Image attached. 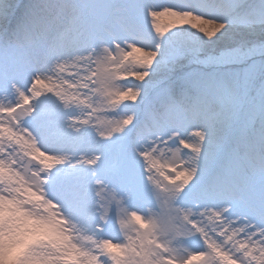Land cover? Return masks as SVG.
<instances>
[{"label":"snow or ice","instance_id":"1","mask_svg":"<svg viewBox=\"0 0 264 264\" xmlns=\"http://www.w3.org/2000/svg\"><path fill=\"white\" fill-rule=\"evenodd\" d=\"M0 264H264V0H0Z\"/></svg>","mask_w":264,"mask_h":264}]
</instances>
